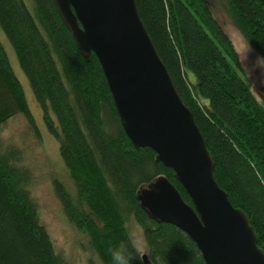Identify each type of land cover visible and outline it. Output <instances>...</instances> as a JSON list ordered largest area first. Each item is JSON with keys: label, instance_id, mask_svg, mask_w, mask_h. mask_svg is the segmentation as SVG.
Returning a JSON list of instances; mask_svg holds the SVG:
<instances>
[{"label": "trees", "instance_id": "trees-1", "mask_svg": "<svg viewBox=\"0 0 264 264\" xmlns=\"http://www.w3.org/2000/svg\"><path fill=\"white\" fill-rule=\"evenodd\" d=\"M134 2L212 157L214 182L243 212L264 254V100L251 92L238 53L206 0ZM225 2L231 23L264 65V6L259 0ZM0 29L67 171L69 183L53 184L63 214L99 263L112 264L110 247L134 245L126 226L132 217L150 264H205L184 233L150 219L140 207L138 191L157 176L192 204L150 148L132 146L97 59L78 48L52 0H0ZM18 113L36 130L0 44V125ZM20 157L0 138V264H68L39 221ZM141 255L135 246L131 264H144Z\"/></svg>", "mask_w": 264, "mask_h": 264}, {"label": "water", "instance_id": "water-1", "mask_svg": "<svg viewBox=\"0 0 264 264\" xmlns=\"http://www.w3.org/2000/svg\"><path fill=\"white\" fill-rule=\"evenodd\" d=\"M264 6V0H259ZM81 51L98 61L122 130L173 172L191 204L163 176L138 191L147 216L174 226L205 264H264L243 212L212 177L213 160L157 55L134 0H52ZM150 189V190H149ZM143 256V263L150 264Z\"/></svg>", "mask_w": 264, "mask_h": 264}, {"label": "rangeland", "instance_id": "rangeland-1", "mask_svg": "<svg viewBox=\"0 0 264 264\" xmlns=\"http://www.w3.org/2000/svg\"><path fill=\"white\" fill-rule=\"evenodd\" d=\"M210 10L223 28L238 53L247 84L253 95L264 100V65L251 52L241 48L247 42L231 23L225 11V0H206ZM28 4V2H27ZM30 9V8H29ZM0 44L6 54L8 64L18 80L28 109L34 119L36 130L30 127L21 114H15L0 125V138L18 149L20 162L26 168L29 181L28 190L35 202L40 223L48 231L55 251H58L68 264H100L88 247L85 236L72 226L63 214L54 181L69 183L67 171L58 154L55 138L47 132L41 110L34 99L29 82L20 69L11 44L0 29ZM250 45V44H249ZM251 46V45H250ZM128 233L140 254L145 252L141 228L130 217L126 222Z\"/></svg>", "mask_w": 264, "mask_h": 264}, {"label": "clouds", "instance_id": "clouds-1", "mask_svg": "<svg viewBox=\"0 0 264 264\" xmlns=\"http://www.w3.org/2000/svg\"><path fill=\"white\" fill-rule=\"evenodd\" d=\"M241 48L245 49L246 52L252 51L251 46L249 45L248 42L242 41ZM258 58L259 57H257V59ZM129 244L130 242L129 243L122 242L108 249L112 264H131L134 258L137 259V257L133 256V250H135V245H132V247L130 248ZM140 259H143V256H141Z\"/></svg>", "mask_w": 264, "mask_h": 264}]
</instances>
